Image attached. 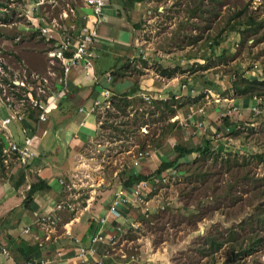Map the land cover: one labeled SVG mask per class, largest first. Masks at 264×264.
Here are the masks:
<instances>
[{
	"label": "rangeland",
	"instance_id": "obj_1",
	"mask_svg": "<svg viewBox=\"0 0 264 264\" xmlns=\"http://www.w3.org/2000/svg\"><path fill=\"white\" fill-rule=\"evenodd\" d=\"M34 3L10 0L8 8L2 10L9 15V22L0 24L1 98L26 92L22 82L32 83L34 74L50 78L49 72L57 75L60 69L58 63L48 58L49 44L34 31L27 17V9ZM41 3L40 15L62 29L72 30L81 25L79 13L86 5L85 0H43ZM117 4L119 16L137 31L140 64L151 63L157 74L168 78L189 73L180 81V90H190L183 86L192 75L199 83L200 95L176 99L173 92H168L169 98L164 95L166 100L162 101L171 102L173 114L161 115L157 110L153 116L145 113L161 101L148 104L141 97L136 98L138 106L144 105L145 109L135 107L134 110H139L143 118L132 109L129 117L121 116L112 106L104 111L100 116L103 127L92 149L84 150L91 164L81 161L82 167L72 177L77 186L67 189L58 201L57 205L65 207L59 210L58 228L65 218L77 214L87 204L91 189L100 178L106 179L100 188L101 194L96 195L102 203L106 191L125 186L129 173L154 174L157 168L151 162L156 160L150 156L156 150L165 152L158 165L165 160L174 161L177 156L174 143H182V134L190 139L200 137L195 142L202 145V134H190L187 130L192 129L194 118L190 116L187 125L176 118L179 113L193 115L190 108L195 105L191 101L197 99L194 103L197 105L207 102L203 91L209 89L223 98H234L229 106L217 105L210 98L212 106L220 109L224 105L226 110L225 117L219 116L216 120L219 124L213 128V135L207 131L205 144L211 142V152L181 158L174 168L175 179L155 186L150 197L151 211L144 214L142 208H132L133 214L127 216L118 243L107 248V254L106 250L100 254V263L94 264H264V163L256 158V155L264 157V108L261 115H254L252 111L256 106L264 107V87L260 88L261 96L254 99L255 104L248 108L250 114L246 120H241L245 112L238 105V99L243 97L233 89V81L241 77L264 82V0H145L139 8L123 7L120 1ZM122 32L125 35L121 40L129 41L124 29ZM163 60L171 64L164 65ZM113 65L118 68L120 60H114ZM129 66L133 68L126 69V74L118 73L119 80L132 76L133 69L140 72L132 63ZM54 77L59 75L50 78L53 88ZM2 78L10 84H5ZM119 85L110 89L121 94L122 86L126 89L129 84ZM233 108L239 110L232 111ZM122 122L129 123L127 128L131 133L120 140L111 139L110 125ZM143 122L147 124L141 125ZM229 126L234 127L228 131ZM3 132L0 125V144ZM167 146L173 147L171 153L166 151ZM6 165L0 163V183L9 173ZM66 181L73 184L69 178ZM27 223L29 220H24L21 227Z\"/></svg>",
	"mask_w": 264,
	"mask_h": 264
},
{
	"label": "crops",
	"instance_id": "obj_2",
	"mask_svg": "<svg viewBox=\"0 0 264 264\" xmlns=\"http://www.w3.org/2000/svg\"><path fill=\"white\" fill-rule=\"evenodd\" d=\"M107 1L110 3L105 11V21L100 28V39L95 46L97 58L94 70L91 74H86L82 69H77L70 73L67 79L66 93L61 97H56V94L62 91V88L58 84L57 78L55 79L54 77L56 88L51 85V97L49 100L51 99L50 102L52 104L48 115L49 120L46 123L39 124L40 132L38 133V138L34 141V157L30 165L21 167L16 161H9L10 163H7L8 166L6 165L9 173L4 182L0 183V264H42V262H45V264H81L78 258L80 247L91 248L92 238L98 232H103L104 235H112L116 232L117 221L103 226L99 223V220L105 216L115 190L124 188L129 191L130 187L121 185L115 188L114 191H106L104 193L105 197L102 199L103 202L100 203L96 195L101 194L100 188L106 181L105 177L97 180L96 186L91 189L92 194L88 198L87 204L85 206L82 205L77 214H70V217L65 218L60 228L57 226L60 219L54 227L44 226L39 222L40 218L46 214L59 216L56 206L67 189L77 186V182L72 177L82 167L80 166L81 161L84 160V164H91V158L86 156L84 150L92 149V144L98 131L103 127L100 116L104 114L103 102L106 99L104 93L110 91L112 94L111 99L113 96L118 95L114 90L110 89V86L119 87L120 83H127L129 85L126 89L125 85L122 86L123 93L121 94L136 91L133 98L141 97L142 99V95L145 93L152 94V92L155 93L153 95L155 98L160 93L163 96L165 95L167 99L169 98L167 96H170L168 92H173L176 99L182 97L195 98L200 95L197 92L200 90L198 89L199 83H196L197 80L192 75H189L190 77L187 78V81L184 79V86L189 87L190 90L181 92L179 83L189 73L183 74L184 76L178 75L168 78L157 74L153 70V64L146 63L145 66L140 64L137 50L139 39L136 36L135 26L129 22L127 23L124 18L119 16L120 12L117 4L119 0ZM141 5L142 3H139L135 7H142ZM81 10V13H79L81 15L80 21L83 23L85 22V16L89 13V9L85 5ZM136 10L138 9L134 11ZM122 29H124L129 41L123 42L121 40L122 35H125ZM114 60H120L121 62L118 68H114ZM169 62L163 60L161 63L165 65ZM130 63L135 65L140 72L133 69L134 73L131 72L132 76L119 80V72L126 74V69L133 68L129 66ZM126 64L128 65L126 66ZM60 73L62 71L59 69L57 75L52 73V76H58ZM99 88H102V90L100 91ZM231 99L234 100V98ZM254 99H238L241 111L245 112V114L241 115V120H246L249 117L248 114L250 113H247V110L251 105L255 104ZM193 101L191 102L193 103ZM97 102H100V109L93 112L92 110ZM193 105L195 106H191L190 109H192L194 116L179 113L176 120L185 121L187 125L188 121L191 120L190 116H192L194 118V123L191 122L192 129L187 130L190 131V134H202L203 137L200 142L205 144L207 131L209 130V133L213 135V128L219 124L216 120L219 116L225 117V106L223 105L221 106L223 108L220 107L219 109L218 106H212L208 100L203 102V104ZM8 116L9 110L0 98V125L2 130H4L1 143L3 147L9 142L22 144L25 138L23 129L25 127L36 128V125H38L37 113L33 111L27 115L24 122L12 123L7 129H4L2 120ZM226 129L229 130L230 127ZM44 130H47V135L43 137L42 132ZM218 136L220 137V134ZM197 139H200V137L194 136L190 139L188 135L184 137V134H182V143H174V145L180 148L187 147L188 149L202 147L203 144L199 145V143L195 142ZM193 143L195 146H191ZM207 144H210L209 147L211 146V142ZM165 149L170 153L173 151V147L167 146ZM164 153L161 149L156 150L150 156L151 158L149 157L151 160H153L152 158L156 160L154 163L151 162L154 166L153 168L158 167V161L162 160ZM170 161L165 160L161 163ZM3 166H5L4 163ZM156 170L153 172H156ZM137 173L138 171H134L133 175L131 173L128 175L131 177ZM139 173L150 175L144 171H139ZM67 178L73 184L66 181ZM37 183H42L41 186L46 185L48 188L38 191L32 203L26 207L24 202L29 190L32 185ZM129 210L131 209H127V212L125 211L126 215L124 214V218L120 219V223L125 224L127 216L133 214V210L128 212ZM24 220H29V223L21 227ZM27 228H30V233H25ZM62 230L63 232H60ZM29 248H34L35 250L26 259L24 255ZM107 248L106 245H101L99 247L100 254L103 255ZM100 254L88 256V263H100Z\"/></svg>",
	"mask_w": 264,
	"mask_h": 264
},
{
	"label": "built area",
	"instance_id": "obj_3",
	"mask_svg": "<svg viewBox=\"0 0 264 264\" xmlns=\"http://www.w3.org/2000/svg\"><path fill=\"white\" fill-rule=\"evenodd\" d=\"M28 3L34 1V6H30L27 9V17L31 23L35 32L39 33L44 38L45 42L49 44L50 49L48 51V58L53 63H58L60 70L59 77H57L58 84L62 88V91L56 94V97L64 96L67 88V79L69 74L74 70L82 69L86 74H91L94 70L96 55V43L100 39V28L105 21V11L109 3L107 0H85L86 7L89 9V13L85 16V22L79 26H74L72 30L62 29L56 22L48 21L42 15H40V7L43 0H27ZM151 13V12H149ZM52 73H49V77H52ZM111 80V78H110ZM32 83L22 82V86L27 89L26 92L19 93L14 96L2 95L3 102L9 110V116L2 120V127L7 129L9 125L16 122H24L26 117L31 112L37 113L38 125L36 128L25 127L23 129L24 140L22 144L16 142H9L3 147L1 158L2 162L7 164L9 161H16L21 167H27L30 165L34 154L33 146L34 141L38 138L40 132L39 124L46 123L49 120V112L51 109V97L49 95L51 89V80L48 77L41 78L37 75H32ZM35 81V83H34ZM37 81V83H36ZM18 84V83H16ZM186 88V86H183ZM193 93V91H192ZM206 99L217 105L222 103L231 104V98H223L220 94H214L212 90L207 89L205 92ZM155 98L153 95H142L144 102L152 104L156 100H166L162 94H158ZM106 98L103 111H107L111 108L110 91L104 93ZM260 104V103H259ZM225 108V107H224ZM261 105L259 107H253L252 111L254 115H261L263 113ZM100 109V102L95 104L93 112ZM238 108H233L232 111H237ZM146 131V129H143ZM230 131V129L228 130ZM42 136L47 135V130L42 132ZM177 175L176 169L172 168L166 170L161 174H152L148 179L134 182L129 191L124 188H118L115 190L113 199L106 210V214L99 220L101 225L107 223L113 224L117 221L115 227L116 232L112 235H104L103 232H98L91 241V248L86 249L80 247L78 250V258L81 264H89L88 256H95L100 254L99 247L106 245V248L115 246L120 235L123 233L124 223H120V219L124 218L125 211L127 209L142 208L144 214H148L151 211L150 197L155 190V186L159 183L168 184L174 180ZM63 183V182H62ZM71 207V206H69ZM57 210L65 208L63 205H57ZM59 220V216L55 214H46L39 220L44 226L54 227ZM25 233H30V228L25 230ZM108 253V249H105ZM45 264V262H42Z\"/></svg>",
	"mask_w": 264,
	"mask_h": 264
},
{
	"label": "trees",
	"instance_id": "obj_4",
	"mask_svg": "<svg viewBox=\"0 0 264 264\" xmlns=\"http://www.w3.org/2000/svg\"><path fill=\"white\" fill-rule=\"evenodd\" d=\"M8 1H10V0H5V3H4L0 0V24L9 22V15L2 12L3 9L8 8V4H7ZM119 1L123 7L131 8V7L135 6L136 4L144 2L145 0H119ZM2 15H5L6 18L4 19V17H2ZM249 22L254 23V20L249 19ZM4 69H6V67H4ZM2 81L5 84H10L8 82V79H6V78H2ZM262 86L264 87L263 81L251 80V79H248L245 77H241V78L233 81V89H234L236 95L240 96L241 98L242 97L247 98V99L259 98L261 96L260 88ZM0 91H2L1 88H0ZM135 93H136V91H130L129 93L118 94L116 96H113V98L111 99L112 109L115 110L116 112L120 113V115L124 116V117H129V114H130L129 112L131 111L130 109H132V111H135V113L137 115H139L140 118L141 117L143 118L144 115L140 114L139 110H134L135 107H138L139 109H143V110L145 109L144 105L140 104V106H138L137 99L133 98V95ZM196 102H197V99H195L192 104H194ZM153 107H155V109H152ZM143 110H142V112H144ZM156 110L160 111L161 115H163L166 112H168L170 114H171V112H172V114H173V112H175V111H173V107H172V104L170 101H165V102L161 101L160 103L156 102L155 105L150 107L145 113H149L150 115L153 116V115H155ZM107 114L109 117L112 116L109 113H107ZM113 116L115 118H119L118 115H113ZM137 120L138 119L136 118L134 120L133 124H135L137 122ZM128 124L129 123H126V122H124V123L122 122L118 125L111 124L109 129L112 130V134H110L109 137L113 140H120L121 137L131 133V129L127 128ZM142 124H147V122H143V123H141V125ZM229 127L231 128L232 126H229ZM1 152H2V145L0 144V163L3 164L2 158H1ZM175 152L177 154V157L175 158V160L159 164L155 174H161L168 169L175 168L176 165L179 163V160L181 158H185L186 156L194 155L197 153L206 155V154H209L211 151L209 148V144H205V147L202 146V147H195V148H191V149H188V148L185 149V148H180L179 146H176ZM256 158L258 160H260L262 163H264L263 155H256ZM149 177L150 176H144L141 174L131 176L130 178L127 179V181L124 183V185L130 187L134 182L145 180V179H148ZM41 185H42V183H37V184H34L31 186L29 193L26 197V200L24 202L26 207L32 203L34 196L38 191L48 188L46 185L45 186H41ZM34 250H35L34 248H29L28 252L24 255V257L27 259V257L30 254H32L34 252ZM103 264H108V263H103Z\"/></svg>",
	"mask_w": 264,
	"mask_h": 264
}]
</instances>
